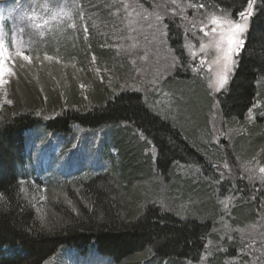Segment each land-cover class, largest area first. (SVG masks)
Wrapping results in <instances>:
<instances>
[{
  "label": "trees",
  "instance_id": "trees-1",
  "mask_svg": "<svg viewBox=\"0 0 264 264\" xmlns=\"http://www.w3.org/2000/svg\"><path fill=\"white\" fill-rule=\"evenodd\" d=\"M21 1L27 0H17L15 10L22 6ZM178 1L186 2L198 14L229 15L234 19L249 3V0ZM87 2L79 0L83 9L86 4L89 6ZM251 3L249 28L237 55L235 70L226 89L217 94L216 104L197 87L180 81L183 75L188 78L196 73L188 68L183 33L165 20L170 47L178 64L175 63L173 77L168 80L173 85L163 90L171 92L170 100H180L179 121L168 110L163 111L164 119L154 114L140 93L122 91L113 95L90 86L85 88L86 83L82 88L79 83L80 79H86L83 74L74 70L63 72L55 65L39 71L36 84H25L26 94L36 101L38 111L18 112L15 108L0 106V264H44L59 250L72 248L82 255L89 246L111 264L200 262L209 247L208 239L217 216L206 219L211 214L207 207L200 215L187 217L186 205L201 201L203 195L181 188L184 186L180 179L182 173L188 167L194 169L195 179L202 182L204 175L216 168L213 165L225 158L236 163L237 168L240 164L256 162L264 166V0H251ZM25 26V33L30 36L31 29ZM30 38L34 43L49 41L47 34ZM94 43L91 42L90 48L79 47L77 56L81 59L76 63L85 60L80 55L83 48L86 53H94ZM47 44L41 49L45 54L57 50L62 60H76L75 51L68 45ZM105 66L109 69L113 64L107 62ZM67 77L73 80L71 87H67ZM85 99L91 102L89 109L85 108ZM213 109L219 114L218 136L222 135L225 146L221 141L215 142V146L210 142L208 119ZM51 110L56 111L50 114ZM72 127L84 131L115 129L111 142L121 166V173L119 168L115 172V180L108 175L85 174L76 175L68 182L41 183L36 178L33 161L23 151V132L32 129L64 138ZM153 146L155 165L152 164L154 154L145 153ZM100 150L101 156L107 157L105 143L100 145ZM253 176L246 170L242 177L236 172L233 181L228 180L229 187L234 188H230L229 195L237 193L240 203L246 204L242 218L258 213L264 205V184L255 181ZM154 177L162 182L174 180L178 191L165 198L159 195V205H147L140 211V194L145 190L135 188V183ZM207 184L212 193L216 183ZM54 192L59 195L58 199H53ZM129 205L133 209L130 216ZM50 208L59 218L54 226L47 224L41 215ZM248 247L250 252L252 246ZM216 248L207 264H228L223 260L225 253L217 252L220 249Z\"/></svg>",
  "mask_w": 264,
  "mask_h": 264
},
{
  "label": "rangeland",
  "instance_id": "rangeland-1",
  "mask_svg": "<svg viewBox=\"0 0 264 264\" xmlns=\"http://www.w3.org/2000/svg\"><path fill=\"white\" fill-rule=\"evenodd\" d=\"M6 1L9 0H0V34L2 35L3 20H8L11 34L7 37H10L11 47L7 44V37L0 35V40L5 42L3 51L7 53L6 57L3 55L0 59V106L15 108L18 112L38 111L36 101L26 94L25 84L26 82L36 84L39 71L55 65L54 67L63 72L74 70L83 74L86 79L85 81L80 79V87L86 83L85 88L90 86L97 91L113 93V95L122 91L140 93L148 100V106L154 114H160L159 116L164 119L163 111L168 110L175 121L181 118L178 115L180 100L175 101L173 98L170 100L171 92L168 94L164 90L173 85L169 84L168 80L173 77L172 68L175 67V63L178 64V60L170 47L169 28L167 29L166 24L173 23L174 29L179 28L185 35L183 46L184 54L188 59V68L191 73H196L188 78L183 75L180 81L197 87L208 98L214 99L216 104V95L227 87L233 75L239 50L233 46L232 54L226 58L227 37L231 35L232 30L225 21L231 19L235 23L246 25L244 37L252 14L246 15L243 19L241 15L237 19L229 15H203L198 14L195 8H190L186 2L178 0H101V3H98L99 0H88L89 6L86 4L84 9L79 0H41L39 2L27 0L21 1L22 6L12 11H8L4 6L10 9L17 8V0ZM65 8L72 10L70 19L62 14ZM248 11L247 6L244 13ZM213 18L219 23L213 24ZM43 21H45L44 25L36 26V23ZM24 23L31 29L30 36L41 38L47 34L49 41L44 42L47 41L45 39L41 43L32 42L30 36H24V30L27 28L22 26ZM58 27V31L55 32ZM222 34L224 43L217 47ZM81 36H83L82 41ZM92 41L95 42L94 53H86L83 48L80 50V55L85 60H82L80 64L76 63L81 59L77 56L79 47L82 49L81 45H83L90 48ZM50 42L61 43V46L68 45L73 52L75 51L73 57L76 60L67 62L62 60L56 53L57 50L53 54L42 52L41 49ZM18 52H22L30 59L25 60L17 54ZM46 56L51 59H45ZM107 62H112L113 67L108 69L105 66ZM5 67L9 72L6 76L3 75ZM226 67L227 84L224 88L217 90L216 83L225 74ZM66 81L67 87H71L73 80L67 77ZM84 105L87 106L86 109H89L91 102L85 99ZM213 110V114L208 119L210 142L215 146V142L221 141L225 146L226 142L222 135L218 136L219 114L216 109ZM52 111L56 110H51L49 113L51 114ZM113 132L115 129L84 131L72 127L64 138L39 132L36 140H33V134H30V142L24 140V148L26 152H32L35 168L37 170L42 168L43 178L59 175L60 172L67 171L69 168L76 171L85 167H94V170L84 174L97 176L108 172L109 176L115 180V172L119 168L121 173V166L116 148L111 142ZM103 143L108 150L107 157L100 154V145ZM150 152L151 155L154 154L152 164L155 165L154 146L145 150L146 154ZM215 165H213L216 167L213 171H208L204 175L202 182L195 179V170H190L189 167L180 177L181 182L184 183L181 187L183 190L190 188L198 191V195H203L201 201L194 200L195 202L186 205L187 217L200 215L207 207L211 209V214L208 213L209 216L207 215L206 219L211 220L217 216L212 226L211 238L208 239L209 247L202 254L200 262L196 264H207L208 259H213V249H217L216 247L220 249L217 252L225 253L223 260L228 264H264V253L261 254V248L264 246V205L258 213L242 218L246 204L240 203L241 197L237 193L229 195L230 188H234L229 187L228 182V180L233 181L236 172L238 177H242L247 170L251 176L254 175L255 181L264 184V172H261L264 166L256 162L247 163L244 166L240 164L237 168L236 163H230L226 158ZM234 169H236L235 173ZM210 181L216 183V189L212 193H209L207 184ZM136 183L135 188L142 187L145 190L140 194L142 198L141 204L138 205L140 211L147 205H159V195L165 198L169 193L178 191L177 184L172 179L162 182L160 178L154 177L143 183ZM53 195V199H58L59 195L55 192ZM126 202L129 203L128 200ZM169 202L173 203L171 200ZM132 213L133 209L129 205V216ZM41 215H44L43 218L47 224L54 226L59 223V218L52 208ZM248 246H252L250 252H248ZM44 264H111V262L99 256L93 247L89 246L82 255L69 249L59 250Z\"/></svg>",
  "mask_w": 264,
  "mask_h": 264
},
{
  "label": "snow or ice",
  "instance_id": "snow-or-ice-1",
  "mask_svg": "<svg viewBox=\"0 0 264 264\" xmlns=\"http://www.w3.org/2000/svg\"><path fill=\"white\" fill-rule=\"evenodd\" d=\"M248 9H249L248 13H244V12L240 13L242 19L246 15L250 16V14H251V9H252L251 0H249ZM212 23L217 24L219 22L215 18H213ZM225 23H227L229 25L230 29L232 30L231 35H229L227 37L228 48H227V52L225 55H226V58H228L233 52V46H235L236 49H239L241 47L243 33L245 32L246 25L241 24V23H235L231 19L226 20ZM222 43H224L223 34H222L221 41L217 44V47H219V45ZM17 54L22 56L25 60L30 59L28 56L24 55L22 52H18ZM4 55L6 57L7 53L5 52ZM45 59H51V57L46 56ZM5 61H6V59H5ZM8 74H9L8 69H7V67H5L3 69V75L6 76ZM3 83H4V80H3ZM226 84H227V67L225 68V74L223 76H221V78L217 81L216 89L219 90L220 88H224ZM261 172H264V169H261Z\"/></svg>",
  "mask_w": 264,
  "mask_h": 264
},
{
  "label": "bare ground",
  "instance_id": "bare-ground-1",
  "mask_svg": "<svg viewBox=\"0 0 264 264\" xmlns=\"http://www.w3.org/2000/svg\"><path fill=\"white\" fill-rule=\"evenodd\" d=\"M23 134H25V138L22 137V147H23V151L25 153V155H29L30 157H32V152H26L25 148H24V140L27 141V142H30L31 139H30V134L32 135L33 134V140H36L37 139V135H36V132L32 129H27L23 132ZM69 170L73 173L74 170L72 168H69Z\"/></svg>",
  "mask_w": 264,
  "mask_h": 264
},
{
  "label": "clouds",
  "instance_id": "clouds-1",
  "mask_svg": "<svg viewBox=\"0 0 264 264\" xmlns=\"http://www.w3.org/2000/svg\"><path fill=\"white\" fill-rule=\"evenodd\" d=\"M63 16L67 19L71 18L72 10L65 8L62 12ZM4 48H5V42L3 40H0V59L3 58L4 55Z\"/></svg>",
  "mask_w": 264,
  "mask_h": 264
}]
</instances>
